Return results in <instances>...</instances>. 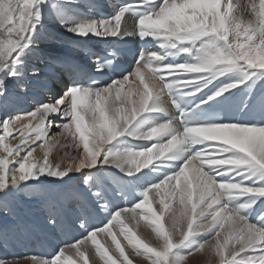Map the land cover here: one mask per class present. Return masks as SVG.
I'll return each mask as SVG.
<instances>
[{
    "label": "snow or ice",
    "instance_id": "1",
    "mask_svg": "<svg viewBox=\"0 0 264 264\" xmlns=\"http://www.w3.org/2000/svg\"><path fill=\"white\" fill-rule=\"evenodd\" d=\"M109 7L0 0V247L37 226L16 214L25 200L41 202L38 226L59 240L50 258L0 264H90L89 243L101 264H133L114 226L147 264H264V0ZM51 25L69 47L110 48L85 64L58 51ZM128 38L139 47L120 69ZM140 221L154 244L133 230Z\"/></svg>",
    "mask_w": 264,
    "mask_h": 264
},
{
    "label": "bare ground",
    "instance_id": "2",
    "mask_svg": "<svg viewBox=\"0 0 264 264\" xmlns=\"http://www.w3.org/2000/svg\"><path fill=\"white\" fill-rule=\"evenodd\" d=\"M100 2L104 4L103 10H105L109 14H111L113 12V7H109V5H111V3L108 0H100ZM236 2H237V0H234V3H236ZM247 2H248V0H239L240 4H245ZM256 2L258 3V0H256ZM50 31H53L55 34H60L59 33L60 31L57 30V26H55V25L50 26ZM74 39H75L74 37L70 40L65 38L64 40H66V41L64 42V47L59 48L58 50L61 52L70 53L72 56L76 57L77 59H80L85 64H87L89 61L87 60V57H85V55L83 54V51H82L83 45H90L96 51L98 49H102L105 51L108 50L107 47L109 45L102 42V41L97 40L96 38H92V39L88 40L86 43H82V44L78 45L77 47H69L68 46L69 43L71 41H73ZM133 40H135V39L134 38H128L126 41H133ZM9 87L11 88L12 86L10 85ZM46 98H47V95H46ZM31 107H32L31 102L22 103V104L17 105L13 109V111H27ZM0 153H2V150H0ZM34 155L37 157H40V156H42V152H40L38 150L37 153H35ZM51 158H54L56 160L60 159L59 156H56L55 152L53 153V157H51ZM78 184H79V181H76V180L71 182V186H74V185L76 186ZM43 210H44V208H43V206L39 200L21 201L19 203V205L16 206L17 216L24 219L28 224H36L37 225L36 228L38 229V235L36 236L35 242L26 244L24 246H22V244H20L18 240H15L13 243H10L7 246L8 249L4 253L0 251V256L7 255L9 257H11V256L24 257L25 255H35L38 258H42L41 256L44 255L47 251V249L44 248L43 245L46 244L47 246H49V249H54V247H56V245L59 243V240L47 235L43 230H41L38 226L40 220H36L34 217V216L39 217V215L42 214ZM10 219H11V217H10ZM168 224H169L168 219H166L165 220L166 227H168ZM132 227H133V230L135 231L136 228L134 226H132ZM116 229H117V227L114 226L111 231L115 234ZM74 234H73V232H71L69 234L62 235L60 237V240H69L70 238L73 237ZM147 234H148V232H147ZM151 235L152 236L149 238L148 241L154 244L155 243L154 234L151 233ZM143 236L140 238L144 239L146 242H148L145 239L146 236H144L145 238ZM98 239L100 240V242L102 244L105 245V247H107L109 249L110 253L115 255V253H116L115 246L112 244L111 237L108 234H100L98 236ZM88 247H89V255H93L92 259L89 256L90 264H93V261H94V264H101L99 257H96L94 255V249L92 248L90 243H89ZM39 251H41V253H42L41 255L39 254ZM66 254H69V253L66 251ZM45 256H46V254H45ZM205 259H208L207 256H204L203 254H201V256H199V258H196V261L194 259H191L192 261L188 260L187 264H195V263L199 264V262H201L200 264H205ZM211 261L213 262V264L216 263V258L212 257Z\"/></svg>",
    "mask_w": 264,
    "mask_h": 264
},
{
    "label": "rangeland",
    "instance_id": "3",
    "mask_svg": "<svg viewBox=\"0 0 264 264\" xmlns=\"http://www.w3.org/2000/svg\"><path fill=\"white\" fill-rule=\"evenodd\" d=\"M57 30H59L60 32V34H56V36L58 37V39L59 40H61L62 42H65L66 40H64L65 38H67V39H72L73 37H71L69 34H67V33H65L62 29H60L58 26H57ZM59 51V50H58ZM46 93H45V95H44V97L46 98ZM75 186V185H74ZM19 205V204H18ZM17 205V206H18ZM178 206V204L176 205V207ZM46 215V212H45V209L43 210V212H42V214L41 215H39V217H37V216H34L35 217V219L36 220H42L43 219V217ZM42 218V219H41ZM166 219H168V217L166 216L165 217V220ZM145 221H140V223H139V225H133L136 229H135V231H136V233H137V235L139 236V237H142L143 235L144 236H146V240L148 241L149 240V238L152 236L151 235V230H149L148 228H146L145 227ZM37 228L36 227H29L27 230H25V231H22L21 233H19L18 234V236H17V238H16V240H18L19 241V243L20 244H22V246H24V245H26V244H29V243H32V242H35L36 241V236L38 235V229L36 230ZM139 230V231H138ZM147 232H148V234H147ZM75 233V231H73V234ZM115 234H116V236H117V239H118V241L121 243V245L124 247V249H125V252H126V254H128L129 255V258L132 260V262H133V264H147V262L146 261H144L143 260V258L142 257H137L136 255H135V253L132 251V249H131V247L128 245V243H127V241H125L124 239H123V237L122 236H120L119 235V228L117 227V229L115 230ZM78 235V233H75L74 235H73V237L72 238H70L69 240H67V241H69V242H71L73 239H74V237H76ZM149 242V241H148ZM231 246V245H230ZM54 248H56V247H54ZM8 249V247H0V251L1 252H5L6 250ZM58 250V249H57ZM90 256V258L92 259V256L93 255H89ZM115 256H118V253L116 252L115 253ZM199 256H201V254H197L196 256H193V257H190L189 258V260H191V259H194L195 261H196V258H199ZM42 258H45V259H47V258H50L51 256H45V254L44 255H42L41 256ZM208 259H205V264H213V262L211 261L212 260V258H209V257H207ZM193 260V261H194ZM192 261V260H191ZM190 261V262H191ZM203 262V261H202ZM201 262H199V264H200ZM195 264H197V263H195ZM214 264H216V263H214Z\"/></svg>",
    "mask_w": 264,
    "mask_h": 264
}]
</instances>
